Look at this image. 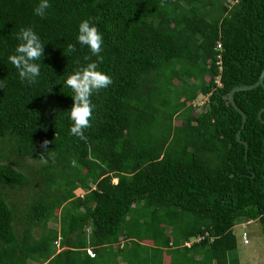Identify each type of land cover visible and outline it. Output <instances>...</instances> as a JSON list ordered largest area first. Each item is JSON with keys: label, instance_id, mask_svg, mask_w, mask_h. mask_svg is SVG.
I'll return each mask as SVG.
<instances>
[{"label": "trees", "instance_id": "obj_1", "mask_svg": "<svg viewBox=\"0 0 264 264\" xmlns=\"http://www.w3.org/2000/svg\"><path fill=\"white\" fill-rule=\"evenodd\" d=\"M38 3L0 0V264H237L247 221L264 246V91L232 93L241 128L224 98L264 66V0H49L44 18ZM84 20L113 81L91 97L86 141L64 85L97 60ZM28 27L45 44L34 84L8 59Z\"/></svg>", "mask_w": 264, "mask_h": 264}, {"label": "clouds", "instance_id": "obj_2", "mask_svg": "<svg viewBox=\"0 0 264 264\" xmlns=\"http://www.w3.org/2000/svg\"><path fill=\"white\" fill-rule=\"evenodd\" d=\"M50 7L49 0H39V3L34 8V14L44 18L47 9ZM17 39L21 42L15 49L16 54L8 57L9 62L18 70L21 81L34 84L37 81V77L40 75V65L34 61L40 60L44 55L45 44L41 42L40 37L30 27L21 28L17 34ZM77 42L82 46H86L90 50L91 56L97 57L96 61H91V56H85L84 59L91 62L79 68L73 74H70L64 81V85L71 89L73 93L71 97L74 101L68 117L71 121L69 129L70 135L82 141H86L87 136L85 135V130L91 127L94 109L91 97L93 93H98L102 89H107L113 81L109 75L97 70L98 63L103 60L101 56V52L103 51V36L98 28L88 20L82 21L78 26ZM65 51L67 53H73L76 51V46L74 44H68ZM0 88H2V85H0ZM48 144L49 141L44 140L40 147L46 150ZM41 158H43V153L41 154ZM73 163H75V161H73ZM90 188H92V186H90ZM79 192L82 193V195L84 193V191ZM76 195L77 194H75V196ZM86 250L91 253L89 249Z\"/></svg>", "mask_w": 264, "mask_h": 264}, {"label": "rangeland", "instance_id": "obj_3", "mask_svg": "<svg viewBox=\"0 0 264 264\" xmlns=\"http://www.w3.org/2000/svg\"><path fill=\"white\" fill-rule=\"evenodd\" d=\"M175 121L173 122L175 123ZM78 193L80 192L75 194ZM47 226L55 228L56 223H48ZM241 231L246 236V244L244 245L240 243L239 234ZM232 233L236 242L234 253L237 257V264H264V246L260 234V227L257 222L249 221L236 224L232 227Z\"/></svg>", "mask_w": 264, "mask_h": 264}, {"label": "water", "instance_id": "obj_4", "mask_svg": "<svg viewBox=\"0 0 264 264\" xmlns=\"http://www.w3.org/2000/svg\"><path fill=\"white\" fill-rule=\"evenodd\" d=\"M263 77H264V66L260 69V72L255 80L254 83L250 84V85H246V86H235V87H232L228 92L227 94L225 95V100L228 102V104L232 107L233 110H235L237 112V114L240 116V128L242 127V124L244 122V117H243V114L235 107L233 101H232V93L235 92V91H239V90H248V89H251V88H254L256 86H261L263 91H264V87L262 85V80H263ZM264 110V106L259 109V111L257 112V118L259 117V113L262 112ZM238 135V131L235 133L234 135V138H235V141L241 143L245 149V143L240 141L237 137Z\"/></svg>", "mask_w": 264, "mask_h": 264}, {"label": "built area", "instance_id": "obj_5", "mask_svg": "<svg viewBox=\"0 0 264 264\" xmlns=\"http://www.w3.org/2000/svg\"><path fill=\"white\" fill-rule=\"evenodd\" d=\"M218 64V62H216V65ZM206 101V95L205 96H202V97H199L195 100H193L190 104L192 107H194L195 110H198L199 109V106L203 104V102ZM76 196H78L79 198L82 196V193H78ZM245 233L243 231L240 232L239 234V238H240V243L241 245H244L246 244V238H245ZM198 239L197 238H192L190 239L189 241L187 242H183L182 245L187 247L189 246L192 242H196ZM86 254H88L89 256H91V253L86 250Z\"/></svg>", "mask_w": 264, "mask_h": 264}]
</instances>
